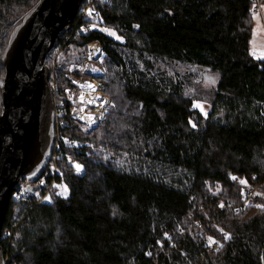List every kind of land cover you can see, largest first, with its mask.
I'll return each instance as SVG.
<instances>
[{"label": "trees", "instance_id": "obj_1", "mask_svg": "<svg viewBox=\"0 0 264 264\" xmlns=\"http://www.w3.org/2000/svg\"><path fill=\"white\" fill-rule=\"evenodd\" d=\"M39 1L0 0V112L3 53ZM90 3L96 19L79 11L47 56L60 139L41 175L12 193L5 264L264 263V58L251 52L252 0ZM91 41L105 52L99 85L114 103L85 131L62 94ZM181 64L216 76L206 115L189 79L170 72Z\"/></svg>", "mask_w": 264, "mask_h": 264}, {"label": "water", "instance_id": "obj_2", "mask_svg": "<svg viewBox=\"0 0 264 264\" xmlns=\"http://www.w3.org/2000/svg\"><path fill=\"white\" fill-rule=\"evenodd\" d=\"M82 1L40 0L14 28L3 53L0 236L14 189L23 180L38 178L49 160L54 107L47 56L61 34L71 29ZM0 264H4L1 246Z\"/></svg>", "mask_w": 264, "mask_h": 264}, {"label": "built area", "instance_id": "obj_3", "mask_svg": "<svg viewBox=\"0 0 264 264\" xmlns=\"http://www.w3.org/2000/svg\"><path fill=\"white\" fill-rule=\"evenodd\" d=\"M90 1L91 0H87L86 4L82 8H79L78 12L80 11L79 14L81 17L90 18L93 20L97 17V11L92 6V3H90ZM102 1H104L106 4H109L111 2V0ZM262 6L263 5L259 0H252L250 12L253 16H260L264 27ZM93 28H95L93 23H89L84 27L85 30ZM254 55L258 57L257 53L255 52ZM104 56L105 52L100 42L91 41L84 46L81 59L77 62H73L68 68L70 74V76H68L69 85L65 87L62 97L64 98V101L70 103V117L76 122L82 124L84 126L82 127L85 131L92 130L99 123V121H101L103 115L111 106L109 97L102 92L99 85V78L104 75V69L101 65ZM57 93L58 90L56 89L55 85L51 86L50 94L52 97L53 107V96H56ZM80 109L85 111L86 114H94V116L88 120L81 119L80 117H78ZM56 120V113L54 111V123L56 122ZM54 134L55 131L53 132V136H55L54 143L57 146L60 136L57 134V131L56 134ZM66 141L69 145L75 144V141L72 139H66ZM68 161L70 163H74L71 158H68ZM15 195L17 198L20 197L19 193H16Z\"/></svg>", "mask_w": 264, "mask_h": 264}, {"label": "rangeland", "instance_id": "obj_4", "mask_svg": "<svg viewBox=\"0 0 264 264\" xmlns=\"http://www.w3.org/2000/svg\"><path fill=\"white\" fill-rule=\"evenodd\" d=\"M262 9H263L262 12H263V18H264V6H262ZM252 19H253L252 38L250 42L251 52L253 53L255 52L257 53L258 57L264 58V27H263V24H262V21L259 15H254ZM109 28L104 27L102 28V30H104V32H106L108 35L112 36L116 40H119V41L123 40L119 35H117L114 29L112 28L109 29ZM169 67L171 69L170 70L171 73L176 72L177 76L178 75L182 76V78H184L185 81H187L186 79H189L190 83L188 84V87H186L187 88L186 92L190 95L194 93V96L196 97V99L193 101V107L199 110L201 114L206 115L207 112L210 110V106H211V103L208 97H209V93H211L209 91L210 86L213 83H215V79H216L215 74L207 73V70L203 68L196 67V66L191 67V66H188L187 64H181L177 66L175 65L172 67L174 68V70L171 68V66ZM203 71L207 73L205 77L206 78L205 81L201 80ZM113 103L114 101H111V106ZM83 127H82V130H83ZM95 150H98V148H96ZM77 165L78 164H75L74 166L75 170L77 173H81L82 165H79L80 166L79 171H77V167H76ZM218 190H219V187H212V186L209 187V191L211 193L217 192ZM59 193L62 195L67 194V189L65 188L63 184H60ZM258 194H260L264 198V192H261Z\"/></svg>", "mask_w": 264, "mask_h": 264}, {"label": "bare ground", "instance_id": "obj_5", "mask_svg": "<svg viewBox=\"0 0 264 264\" xmlns=\"http://www.w3.org/2000/svg\"><path fill=\"white\" fill-rule=\"evenodd\" d=\"M91 97H92V95H91ZM93 116H94V114H86V112L83 111L82 109H80L79 115H78V117H80L81 119H86V120L90 119Z\"/></svg>", "mask_w": 264, "mask_h": 264}, {"label": "snow or ice", "instance_id": "obj_6", "mask_svg": "<svg viewBox=\"0 0 264 264\" xmlns=\"http://www.w3.org/2000/svg\"><path fill=\"white\" fill-rule=\"evenodd\" d=\"M76 167H77V171H79V170H80V166L77 165ZM242 183H243V181H242ZM226 238H227V237H226Z\"/></svg>", "mask_w": 264, "mask_h": 264}]
</instances>
